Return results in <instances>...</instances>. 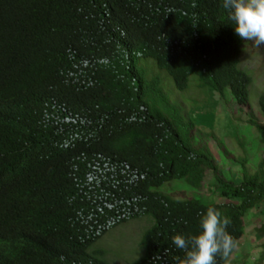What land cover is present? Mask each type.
<instances>
[{
    "label": "trees",
    "instance_id": "16d2710c",
    "mask_svg": "<svg viewBox=\"0 0 264 264\" xmlns=\"http://www.w3.org/2000/svg\"><path fill=\"white\" fill-rule=\"evenodd\" d=\"M227 23L219 0H0V264H116L95 247L110 229L95 230L117 206L134 215L113 227L153 220L133 264H175L171 237L195 232L207 207L231 220L238 247L264 204V160L221 177L193 139L209 114L188 121L146 69L153 59L178 90L196 76L249 107L245 42ZM259 105L264 118V94ZM249 122L264 143V122ZM208 170L225 201L162 190L185 180L197 192Z\"/></svg>",
    "mask_w": 264,
    "mask_h": 264
},
{
    "label": "rangeland",
    "instance_id": "374dc122",
    "mask_svg": "<svg viewBox=\"0 0 264 264\" xmlns=\"http://www.w3.org/2000/svg\"><path fill=\"white\" fill-rule=\"evenodd\" d=\"M146 63L150 73L162 78L160 87L164 95L181 108L188 121L192 114L207 112L209 118L215 114V123L209 122L207 117L202 132L193 128V139L197 146L207 147L220 167L221 177L238 178L244 162L251 172L256 170L260 161L264 160V143L256 126L249 121L264 122L259 105L260 96L264 94V46L250 42H245L243 46L241 68L253 77L249 107L239 106L230 97L220 100L210 88L199 87L196 76H191L186 91H180L170 74L161 69L155 60L147 59ZM218 186L216 175L208 170L204 184L197 192L189 188L185 180L169 183L162 190L177 199L198 196L207 201H225L217 192ZM263 210L264 204H261L248 213L245 235L229 264H264V233L259 231L264 224ZM152 224L153 220L149 217L130 219L110 229L95 247L104 250L113 263L133 264L145 255L142 238Z\"/></svg>",
    "mask_w": 264,
    "mask_h": 264
},
{
    "label": "clouds",
    "instance_id": "9594fccd",
    "mask_svg": "<svg viewBox=\"0 0 264 264\" xmlns=\"http://www.w3.org/2000/svg\"><path fill=\"white\" fill-rule=\"evenodd\" d=\"M227 24L240 40L264 46V0H219ZM198 227L193 233L173 234L171 242L182 255L175 264H220L236 248L229 231L231 220L216 207L198 213Z\"/></svg>",
    "mask_w": 264,
    "mask_h": 264
},
{
    "label": "built area",
    "instance_id": "2783aa9c",
    "mask_svg": "<svg viewBox=\"0 0 264 264\" xmlns=\"http://www.w3.org/2000/svg\"><path fill=\"white\" fill-rule=\"evenodd\" d=\"M115 208L114 205L111 206L110 209ZM117 208V213L115 215L110 216L107 218L103 223H100L97 228H96V234H99L102 230H108L111 229L114 225H116L118 222L128 219L131 217V215H134V212L129 210V209H118ZM139 211L138 208L135 209V212Z\"/></svg>",
    "mask_w": 264,
    "mask_h": 264
},
{
    "label": "crops",
    "instance_id": "0c3cea01",
    "mask_svg": "<svg viewBox=\"0 0 264 264\" xmlns=\"http://www.w3.org/2000/svg\"><path fill=\"white\" fill-rule=\"evenodd\" d=\"M144 218H145V217H143V218H141V219H144ZM141 219H140V220H141ZM138 220H139V219H138Z\"/></svg>",
    "mask_w": 264,
    "mask_h": 264
}]
</instances>
